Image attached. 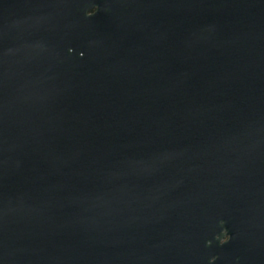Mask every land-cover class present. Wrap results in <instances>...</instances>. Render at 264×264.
Returning <instances> with one entry per match:
<instances>
[{"label":"water","instance_id":"95a60500","mask_svg":"<svg viewBox=\"0 0 264 264\" xmlns=\"http://www.w3.org/2000/svg\"><path fill=\"white\" fill-rule=\"evenodd\" d=\"M83 2L0 0V264H264V0Z\"/></svg>","mask_w":264,"mask_h":264},{"label":"flooded vegetation","instance_id":"af4514ba","mask_svg":"<svg viewBox=\"0 0 264 264\" xmlns=\"http://www.w3.org/2000/svg\"><path fill=\"white\" fill-rule=\"evenodd\" d=\"M117 1H119L123 8L121 11H119L116 8H109V7H102V5H116ZM155 3H157V6H155ZM171 0H84L83 4L86 5L83 9H80V11H75L74 9H70L74 13L83 12L86 14H89V12H93L92 14L96 12H100L101 14H112V13H122L125 15H130L132 13H138L141 15V20H144L145 15H153L157 12L161 15V12L165 5L168 7V25L169 28H171V21H170V8H171ZM163 13V12H162ZM155 18L156 16L153 15ZM161 20L163 18L161 17ZM143 28V23L140 24Z\"/></svg>","mask_w":264,"mask_h":264},{"label":"clouds","instance_id":"9594fccd","mask_svg":"<svg viewBox=\"0 0 264 264\" xmlns=\"http://www.w3.org/2000/svg\"><path fill=\"white\" fill-rule=\"evenodd\" d=\"M92 13H93V12H91V11L89 12V14H92ZM228 239H229V236H228L227 240H228ZM227 240H223V239H222L221 242L223 243V242H225V241H227Z\"/></svg>","mask_w":264,"mask_h":264}]
</instances>
